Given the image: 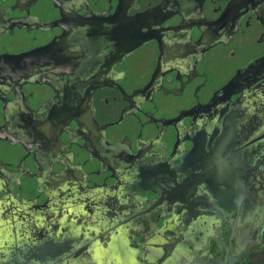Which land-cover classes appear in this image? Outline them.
<instances>
[{
    "label": "flooded vegetation",
    "instance_id": "af4514ba",
    "mask_svg": "<svg viewBox=\"0 0 264 264\" xmlns=\"http://www.w3.org/2000/svg\"><path fill=\"white\" fill-rule=\"evenodd\" d=\"M262 58L264 0H0V264H264Z\"/></svg>",
    "mask_w": 264,
    "mask_h": 264
},
{
    "label": "water",
    "instance_id": "95a60500",
    "mask_svg": "<svg viewBox=\"0 0 264 264\" xmlns=\"http://www.w3.org/2000/svg\"><path fill=\"white\" fill-rule=\"evenodd\" d=\"M6 60L14 62V61L18 60V57L17 56H13L11 58H7ZM263 66H264V58L256 60V61H253L252 63H250L249 66H248V69H250V70L251 69H257V68H260V67H263ZM239 77H240V75L235 77L234 80H233V83H236L239 80ZM233 83H231L229 86H232Z\"/></svg>",
    "mask_w": 264,
    "mask_h": 264
}]
</instances>
